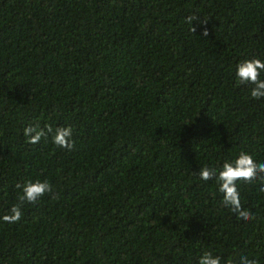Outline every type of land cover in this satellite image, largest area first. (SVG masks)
Wrapping results in <instances>:
<instances>
[{
	"label": "trees",
	"instance_id": "1",
	"mask_svg": "<svg viewBox=\"0 0 264 264\" xmlns=\"http://www.w3.org/2000/svg\"><path fill=\"white\" fill-rule=\"evenodd\" d=\"M246 59L264 0H0V264H264V178L237 182L246 222L199 176L264 162ZM37 123L70 125L73 150L27 143ZM36 180L53 193L4 222Z\"/></svg>",
	"mask_w": 264,
	"mask_h": 264
},
{
	"label": "clouds",
	"instance_id": "2",
	"mask_svg": "<svg viewBox=\"0 0 264 264\" xmlns=\"http://www.w3.org/2000/svg\"><path fill=\"white\" fill-rule=\"evenodd\" d=\"M186 19L192 24L194 18L189 16ZM191 30L195 32V28L192 27ZM202 34L208 36L209 33L205 29ZM262 73H264V61L260 59H246L240 62L236 68L235 74L238 83L252 85L250 95L254 99L264 98ZM23 134L27 138L26 142L34 145L40 143L42 138L52 134V141L59 148L71 151L75 146L72 139L73 128L70 125L57 127L53 130L50 125L41 127L37 123L25 127ZM199 176L204 181L216 179L219 191L223 193L224 206L235 213L238 219L247 222L255 218L254 213L242 206L237 182L251 184L258 178H264V162H257L252 154L241 151L235 160L225 161L220 170L207 166L201 168ZM16 188L21 190V194L17 197V203L11 207L10 214H5L2 217V220L6 223H17L21 220L22 208L25 203L36 204L46 194L53 193V186L47 180L27 181L23 185L17 183ZM260 190L264 191V187H261ZM53 198H55V195H53ZM198 264H221V257L219 255L214 256L211 252H204L200 256ZM227 264H232V261H227ZM239 264H258V261L242 256Z\"/></svg>",
	"mask_w": 264,
	"mask_h": 264
}]
</instances>
